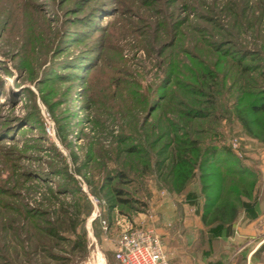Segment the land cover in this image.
Listing matches in <instances>:
<instances>
[{
    "label": "rangeland",
    "instance_id": "rangeland-1",
    "mask_svg": "<svg viewBox=\"0 0 264 264\" xmlns=\"http://www.w3.org/2000/svg\"><path fill=\"white\" fill-rule=\"evenodd\" d=\"M261 87L264 0H0V264H119L122 218L264 264ZM191 138L226 153L179 177Z\"/></svg>",
    "mask_w": 264,
    "mask_h": 264
},
{
    "label": "built area",
    "instance_id": "built-area-1",
    "mask_svg": "<svg viewBox=\"0 0 264 264\" xmlns=\"http://www.w3.org/2000/svg\"><path fill=\"white\" fill-rule=\"evenodd\" d=\"M45 128L53 133V124L49 113L42 110ZM96 206V202L94 203ZM94 217H99L98 209L94 210ZM102 228L106 229V221L100 218ZM113 240V255L119 264H171L162 240V233L155 226L136 225L128 223L124 218ZM84 264H105L104 256L95 247L84 261Z\"/></svg>",
    "mask_w": 264,
    "mask_h": 264
},
{
    "label": "trees",
    "instance_id": "trees-1",
    "mask_svg": "<svg viewBox=\"0 0 264 264\" xmlns=\"http://www.w3.org/2000/svg\"><path fill=\"white\" fill-rule=\"evenodd\" d=\"M248 107L249 110H251L252 112L264 113V87H261L258 94L257 95L254 94V96L249 100ZM205 115H207L205 109H197L194 112L195 117L204 118ZM186 142H188V146H185L187 145V143L184 142V144L181 145V148H178L179 151L175 152V157L172 161L174 167L177 166L176 175L179 177H183V175H186L188 173L187 170H185V168L187 169L188 167H190L192 169L193 167L195 166L197 167L200 164L202 165L205 163L206 165L207 163L210 162H214L217 164L216 159L217 157H219V154L226 153V151L223 149L224 146H221L219 144H212L207 148L205 147L204 149H201L196 138L188 139V141ZM194 152H196L195 155H193ZM199 156L201 157L203 156L204 158L203 161H200L201 163L197 159ZM117 192L120 193L119 191ZM120 201L122 202L126 200L120 199ZM250 203L251 204H248L246 202L244 203V206L245 207L252 206V202Z\"/></svg>",
    "mask_w": 264,
    "mask_h": 264
},
{
    "label": "crops",
    "instance_id": "crops-1",
    "mask_svg": "<svg viewBox=\"0 0 264 264\" xmlns=\"http://www.w3.org/2000/svg\"><path fill=\"white\" fill-rule=\"evenodd\" d=\"M155 227H157L160 230V232L162 233V236L165 235L167 237L169 235L168 232H166L164 230L165 226H155ZM119 228H118V230H119ZM174 237H175V235L173 237L171 236V234L169 235V238H174ZM168 257H169V261L171 264H191L192 263V258L187 256V255L178 254L175 257H173V259L171 260L169 253H168ZM104 259H105V263H107V259L105 257H104Z\"/></svg>",
    "mask_w": 264,
    "mask_h": 264
}]
</instances>
